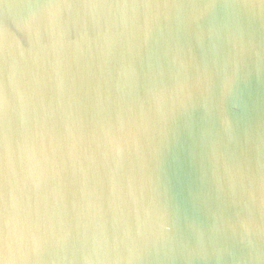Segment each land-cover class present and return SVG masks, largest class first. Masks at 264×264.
Returning a JSON list of instances; mask_svg holds the SVG:
<instances>
[{"label":"water","instance_id":"obj_1","mask_svg":"<svg viewBox=\"0 0 264 264\" xmlns=\"http://www.w3.org/2000/svg\"><path fill=\"white\" fill-rule=\"evenodd\" d=\"M0 264H264V0H0Z\"/></svg>","mask_w":264,"mask_h":264}]
</instances>
